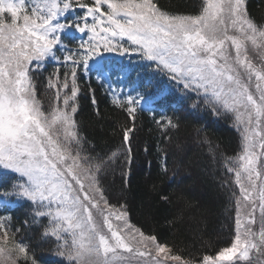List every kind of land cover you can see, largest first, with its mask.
<instances>
[{"label": "snow or ice", "instance_id": "6c2138e0", "mask_svg": "<svg viewBox=\"0 0 264 264\" xmlns=\"http://www.w3.org/2000/svg\"><path fill=\"white\" fill-rule=\"evenodd\" d=\"M104 53L138 56L174 82L189 107L203 105L240 134L236 155L219 153L231 177L224 185L234 239L215 257L185 259L134 224L126 202H111L104 181L121 155V171L130 173L144 97L109 87L131 126H121L123 152L94 154L76 119L79 81L94 72L104 86L112 74ZM49 62L45 106L37 77ZM155 122L165 134L179 129L173 117ZM0 187V207L19 197L33 206V222L47 220L42 236L55 239L66 264H264V16H253L248 0H199L187 14L161 0H0ZM11 222L0 215V264H38Z\"/></svg>", "mask_w": 264, "mask_h": 264}, {"label": "trees", "instance_id": "16d2710c", "mask_svg": "<svg viewBox=\"0 0 264 264\" xmlns=\"http://www.w3.org/2000/svg\"><path fill=\"white\" fill-rule=\"evenodd\" d=\"M161 3L187 14L198 6L199 0H161ZM248 3L253 16L257 19L264 16V0H248ZM54 67L47 65V70L37 78L45 106L50 94L44 81ZM151 72L145 70L143 81L150 80L151 84L146 83L139 92L145 98L144 103L153 104L157 111L151 116L137 110L131 133L130 173L127 176L122 173L124 157L121 155L107 173L104 187L112 203L119 201L129 205L134 224L174 246L185 259L199 262L206 255L215 257L230 246L234 238V210L228 200L230 186L224 185L231 177L219 153L236 155L240 150V134L231 120L215 116L203 105L193 110L189 107L191 101L184 98L174 82L170 83L166 76L151 75ZM79 83L82 91L78 96L76 119L81 134L90 142L88 147L95 148L94 154L123 152L121 126H131V121L91 78ZM165 84L169 87L166 93L163 91ZM93 89L95 106L92 104ZM162 117L178 119L179 129L165 134L155 122ZM165 164L167 174L162 171ZM4 190L0 187V193ZM163 196L168 200L161 199ZM5 200L12 202L14 207L0 214L12 218L11 227L20 229L16 238L30 246L38 264H66L57 254L55 239L42 236L47 220L33 222L31 203L15 196Z\"/></svg>", "mask_w": 264, "mask_h": 264}, {"label": "rangeland", "instance_id": "374dc122", "mask_svg": "<svg viewBox=\"0 0 264 264\" xmlns=\"http://www.w3.org/2000/svg\"><path fill=\"white\" fill-rule=\"evenodd\" d=\"M77 35L79 36L80 34L77 33ZM86 38L87 37H85V39ZM104 56L106 57V60L104 61V63L108 67H110L112 70L111 78L107 79L104 82V86H103L106 93L108 94V98L110 101H111V96H110V93L108 92L109 87L114 89L117 93H120L122 91L125 95L128 94L129 92H131L132 95H136V92L140 91V87H142L139 85L147 86L146 82L144 83V81H143V74H144L146 69H149L146 67L147 62L140 60L139 57L135 56V55L120 56L118 53H104ZM47 65L55 66V64L53 62H49V63H47ZM121 67L124 68V72L123 73L117 72V70ZM137 73H139V75H137ZM151 73H152L151 75H158V73H153V71ZM81 75H83V73H81ZM162 76H164V75L159 74L160 78ZM90 78L93 80L94 83L100 84V81L97 80L94 72L90 76H85L84 80L86 82H88V79H90ZM130 80L135 82L136 91L132 90L133 86L130 85V83H129ZM169 82L173 83L170 80H169ZM44 84H45V81H44ZM168 88L169 87L165 84L163 91L166 93ZM144 99L145 98L140 99V101L137 105V110H141L143 108V107H140V105L145 102ZM143 109L147 113H151L149 110H151L152 108L151 107H144ZM6 204H7L6 209L11 208L13 206V204L8 202V201H6L5 206H6ZM1 210H2V207H0V212H1ZM253 256L255 257V253H253ZM218 264H232V262L224 261V262H218Z\"/></svg>", "mask_w": 264, "mask_h": 264}]
</instances>
